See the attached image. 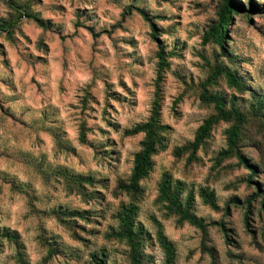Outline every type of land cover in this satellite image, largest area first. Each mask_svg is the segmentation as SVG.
<instances>
[{
	"label": "clouds",
	"instance_id": "obj_1",
	"mask_svg": "<svg viewBox=\"0 0 264 264\" xmlns=\"http://www.w3.org/2000/svg\"><path fill=\"white\" fill-rule=\"evenodd\" d=\"M0 264H264V0H0Z\"/></svg>",
	"mask_w": 264,
	"mask_h": 264
}]
</instances>
